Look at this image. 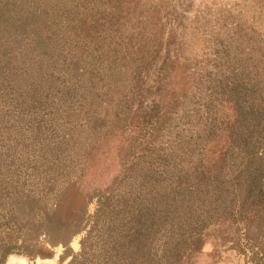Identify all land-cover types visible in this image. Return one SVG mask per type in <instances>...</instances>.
I'll return each mask as SVG.
<instances>
[{
  "label": "rangeland",
  "instance_id": "374dc122",
  "mask_svg": "<svg viewBox=\"0 0 264 264\" xmlns=\"http://www.w3.org/2000/svg\"><path fill=\"white\" fill-rule=\"evenodd\" d=\"M72 8L82 17L47 18L40 34L0 36V50L16 59L0 60V81L18 77L22 62L26 68L39 62L45 70L66 71L57 83L77 87L70 93L73 103L93 99L86 111L73 113L77 119H65L73 131L91 127L89 135H80L87 148L105 136L91 145L98 146L87 160L93 166L86 164L88 169L74 176L82 194L92 198L85 216L96 211L95 191L118 186L121 192L143 194L158 181L155 175L165 177L178 161L168 160L169 155L203 135L213 120L232 125L238 115L228 100L243 97L231 94L232 89L264 101V0H73ZM93 111L96 117L90 121ZM115 116L120 119L116 129ZM227 136L228 130L221 146ZM34 192L39 202L23 199L14 210L17 218L7 213L8 200H0V212L7 214L1 224L7 219L20 231L18 244H30L35 234V227H26L27 213L41 216L52 204L44 192ZM90 226L70 240L69 251L38 238L4 264H68L81 251ZM251 231L249 239L242 223L210 226L181 264H264V233L253 226Z\"/></svg>",
  "mask_w": 264,
  "mask_h": 264
},
{
  "label": "trees",
  "instance_id": "16d2710c",
  "mask_svg": "<svg viewBox=\"0 0 264 264\" xmlns=\"http://www.w3.org/2000/svg\"><path fill=\"white\" fill-rule=\"evenodd\" d=\"M47 1L48 5H42L43 0H0V36L16 31L40 34L47 18L82 17L83 12L73 10V0L71 5L69 0ZM3 58L16 61L8 50H0ZM21 64L18 77L8 70L11 78L7 83L0 81V140L5 142L0 145L4 159L0 161V200H8L4 205L11 218H17L14 210L23 199L39 202L34 191L44 192L52 204L41 216L34 211L25 216L26 227H35L30 244L25 240L18 244L23 235L7 219L2 225L7 214L0 212V264L12 254L20 255L21 248L27 249L38 238L69 251L70 240L89 222L81 251L68 264H181L210 226L242 223L249 239L252 226L264 233V101L249 100L244 89H232L231 94L243 96L228 100L238 115L232 125L213 120L203 135L169 155L168 160L178 161L165 177L155 175L158 181L143 194L121 192L118 186L109 192L95 191L97 208L90 217L85 211L92 198L82 194L74 176L93 166L87 160L90 150L98 146L91 145L100 144L105 136L87 148L80 135H89L91 127L86 132L73 131L65 119H77L79 114L73 113L86 111L93 99L85 97V104L79 106L73 103L75 95L70 93L77 87L57 83L59 74L67 77L64 69L47 66L45 70L39 62L28 68ZM94 112L90 121L96 117ZM119 122L115 116V129ZM107 129L111 131L110 125ZM227 130V144L221 146Z\"/></svg>",
  "mask_w": 264,
  "mask_h": 264
}]
</instances>
